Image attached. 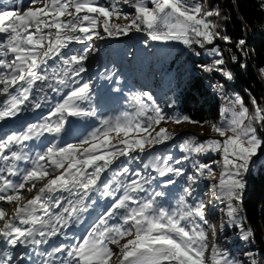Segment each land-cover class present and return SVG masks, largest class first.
Returning <instances> with one entry per match:
<instances>
[{"label":"snow or ice","instance_id":"obj_1","mask_svg":"<svg viewBox=\"0 0 264 264\" xmlns=\"http://www.w3.org/2000/svg\"><path fill=\"white\" fill-rule=\"evenodd\" d=\"M121 4L134 12L124 11ZM220 16L200 0H111L108 5L99 0H19L11 7L0 6V96L5 97L0 121L47 109L34 122L0 136V202L12 205L10 211L0 206V264H24L29 250L40 258L32 264H264L252 252L242 260L222 247L218 233L224 225L210 222L205 202L193 195L198 180L213 181V197L223 203L229 225L241 228V240L253 237L251 228H243L240 203L244 175L264 149V106L255 97L251 107L239 95L225 97L218 123L195 121L186 114L167 116L150 92L130 94L132 111L116 116L85 106L91 102L93 83L82 74L97 50L85 42L132 31L144 32L145 44L178 41L189 49L207 48L216 58L203 71L231 80L233 73L223 67L216 44L232 43L213 19ZM113 18L126 22L114 23ZM73 44L83 47L74 50ZM245 44L240 39L235 47L243 52ZM260 74L264 77V67ZM114 76L109 73L107 79ZM50 93L60 99L53 103ZM69 117H92L99 126L75 143L61 144ZM168 121L208 124L216 136L184 138L178 144L180 158L171 153L149 156L136 170L117 164L121 157L139 161L140 155L134 154H147L171 141L176 134L160 126ZM32 140L47 141V146L31 153ZM210 153L220 156L214 162L223 168L218 179L213 163L198 159ZM189 160L192 171L181 167ZM107 173L111 175L105 179ZM181 179L182 193L174 197V205L168 204L165 189ZM96 194L111 200L86 234L75 243L57 241L93 208ZM17 246L25 251L14 255L10 249Z\"/></svg>","mask_w":264,"mask_h":264},{"label":"trees","instance_id":"obj_2","mask_svg":"<svg viewBox=\"0 0 264 264\" xmlns=\"http://www.w3.org/2000/svg\"><path fill=\"white\" fill-rule=\"evenodd\" d=\"M99 2L107 5L111 0ZM209 3L220 11L218 21L222 31L231 37L232 43L226 44L228 53L237 56V61L229 65L236 82L226 89L238 93L249 107L251 97L264 106V84L259 78V71L264 67L261 0H207ZM147 39V36L133 34L100 47L96 56L97 73L113 71L114 77L118 75V81L126 82L140 92H150L167 116L178 112L195 121H216L220 117L219 102L201 78L190 73L199 62L209 58H194L195 54L181 45L154 46L150 50L147 48L149 41L145 44ZM240 39L246 41L243 52L235 47ZM193 49L201 48L194 46ZM241 64L246 66L241 67ZM224 65L227 66L226 60ZM169 104L174 106L169 108ZM261 135L264 136V132ZM244 183L240 203L242 224L244 230L251 228L254 233L247 241V250L258 260H264V149L254 157L250 170L244 175Z\"/></svg>","mask_w":264,"mask_h":264},{"label":"rangeland","instance_id":"obj_3","mask_svg":"<svg viewBox=\"0 0 264 264\" xmlns=\"http://www.w3.org/2000/svg\"><path fill=\"white\" fill-rule=\"evenodd\" d=\"M200 2L208 6L207 0H200ZM121 7L126 12H129V13L134 12V9L130 8L128 5L121 4ZM214 9H217V8H214ZM213 19L217 20V22L219 23L218 18L213 17ZM112 22L122 24V23H125L126 21H124L123 19L113 18ZM133 34L134 35L140 34V35L147 36L144 32L132 31V32H129L127 35L107 37L104 40H96L95 38H93L92 41L85 42L86 45L88 43L93 44L97 49L96 52L91 53L89 55V59L85 62V67L87 71L82 74V76L85 79H91L93 83V95H92L91 102L90 104H86L85 106L95 108L97 112L101 115L116 116L120 112H123V111H132V109L128 105V98L130 94L141 93L134 86L129 85L126 82H123L120 80L118 81L115 77L112 80L107 79L109 72L105 73L104 71H100L99 73H97L96 71L97 69L96 56H97V52L99 48L102 47L103 45L112 43V41H115V40L116 41L121 40V39L124 40ZM219 42H222V43L219 44ZM149 43L150 44L147 45L148 46L147 48H150V50H152L154 46H161V45L180 46L181 45L185 47L186 50L188 51L190 50V53H192L193 55L198 52L199 55H195L194 58L195 57L201 58V56H205L209 59L216 58L215 56H210L208 54L207 48L199 49V50L189 49L188 47H186L185 45H183L182 43L178 41H169V42L149 41ZM216 44H219V47L223 53V59H225L227 62V66L223 65V67L230 70L233 73V70H232L233 68H231L230 66L234 62L231 60V56L228 53L229 47L226 45V43L220 40H217ZM82 47H83L82 45H78V44L72 45V48L74 50H78ZM196 47H199V46H196ZM207 47L210 48L212 46L209 45ZM224 49L227 51L226 53ZM247 49L249 50V46L247 47ZM195 68L196 69L198 68V64H197V67ZM196 69H194L193 71L190 70V73L199 77V75L196 73ZM110 73H113V71H111ZM233 75L235 76V73H233ZM259 78L262 82L264 81V77L261 76L260 71H259ZM66 91L67 89L65 90V92ZM143 92H148V91H143ZM227 92L232 98H234L236 95H239L238 93L232 92L230 90H228ZM52 97H53L52 99L53 103L56 100L60 99V97L56 96L55 94H52ZM219 104H220V109H222V107H224V104L222 105L221 102ZM46 111L47 109L37 110L36 112H31V110H29V111L22 113V116L20 117L22 119L21 120L22 126L26 124L27 122H34L36 119H38L41 112H46ZM177 114L179 113L174 112V114L171 116H174ZM221 120H222V117L220 116L216 121H213V122L218 123ZM98 126H99V121L92 117H87V118L69 117L68 122L66 124V130L64 131V133H62V138L59 141V143L61 144L75 143L77 140L82 139L89 131H91V129L98 127ZM160 126L166 127L169 132L175 133L176 134L175 137L171 141H167L164 144L155 145L153 149L149 150L147 154H142V153L134 154V155H140L141 160L139 161L134 160V161L129 162L127 158L121 157L120 160L117 161V164L120 165L121 163H125V164H128V166L132 170H136L137 168H142V161H146L149 158V156H153V155L164 156V155L171 153L173 157L180 158L181 155L183 154L179 150L178 144L184 138L192 136V135H196L199 139L202 140L209 136H213V137L216 136V134L211 131L210 125L208 124H204L203 127H201L199 124H191V123L185 122V123H181L177 125L171 121H168L166 123L162 122ZM201 132L204 133L203 136L200 135ZM50 139L51 138H49V140ZM35 143L37 145H35ZM28 144H29L30 152L35 153L36 151H40L43 148H45L47 146V141L42 142L38 140H32V141H29ZM198 159L204 163H213V167L217 173V179H218V175L221 171H223V168L220 164H215L214 162L219 160L220 156L215 153H210V154L202 155L198 157ZM181 167H184L186 171H192V161L189 160L187 162H183L181 164ZM147 171L151 173L152 175H155V172H153L151 169H148ZM110 175L111 173L104 174L105 179H107ZM160 182L162 184V180ZM212 183L213 181H209L205 179L198 180L197 183L193 185V195L197 199L203 200L205 202V205H206L205 216L210 222L216 224L218 228L221 224L224 225L223 231L218 233V242L220 243V245L226 248L236 258L246 260L247 257L244 254L247 252H250L249 250H247V245H248L247 241L240 239L241 234H242L240 227L229 225L228 217L221 211V208L224 207L223 203L219 200L214 199L213 197ZM183 186H184V181L181 179L180 182L175 187L169 186L167 189H165V191L169 193V195L166 198L168 204L174 205L175 203L174 197H178L182 193ZM23 194L25 198H30L32 195L30 193H27L26 191ZM110 200H111V197L105 198V197L100 196L99 194L94 195L93 196V204H94L93 208H91L88 213H85L81 217V220L79 222L72 224L70 226V230L73 233H75V230H76L78 233V238H82L83 235L86 234V229L96 218H98V215L103 210L106 209V207L108 206V202ZM0 206L8 208L9 211L11 210V207H12V205H7L4 202H0ZM73 228H75V230ZM225 232H227L228 234ZM75 242L76 240L73 243Z\"/></svg>","mask_w":264,"mask_h":264},{"label":"bare ground","instance_id":"obj_4","mask_svg":"<svg viewBox=\"0 0 264 264\" xmlns=\"http://www.w3.org/2000/svg\"><path fill=\"white\" fill-rule=\"evenodd\" d=\"M18 3H19V0H0V6L11 7L12 5L18 4ZM226 52L227 51L225 50V53ZM195 55H197V54L195 53ZM213 60L214 59H208V60H205L201 63L199 62L198 68L196 69V73L201 78L203 84H205L208 87V90H210L212 96L215 99H217L219 101V103L221 102L222 105L224 104V106H225V104L227 103V100L225 99V97L232 98L228 94V92H227L228 90L226 91L225 88L228 87V85L234 84L236 82L235 81L236 79H235L234 75H233V78L231 80H228L227 78L223 77L219 72L213 71L211 73H208V72H205L203 70H200L202 68V66H204V65H211ZM217 86H219V87H217ZM50 95L52 97L51 93H50ZM52 99H53V97H52ZM31 112H33V111H31ZM26 116H28V115H26ZM31 116H33V115H31ZM21 120L22 119L20 118L19 115L16 118L9 119L8 123L5 124L0 129V134H2L4 132H9V131H12L15 129L19 130L22 127ZM35 145H37V144L35 143ZM6 210H8V208H6ZM73 229L75 230V228H73ZM77 238H78L77 231L75 230V233H73L69 229V230H67V236L57 237L56 240L57 241H63L64 243H70V242L73 243L75 240H77ZM17 247L15 248L16 254L25 251L23 248H21V246L18 248ZM42 247H44V246H42ZM25 258H28L27 264H32L33 261H38L40 259L38 256L35 255V253L31 252V250H29V255ZM24 264H25V261H24Z\"/></svg>","mask_w":264,"mask_h":264},{"label":"water","instance_id":"obj_5","mask_svg":"<svg viewBox=\"0 0 264 264\" xmlns=\"http://www.w3.org/2000/svg\"><path fill=\"white\" fill-rule=\"evenodd\" d=\"M261 153V150L258 152V155Z\"/></svg>","mask_w":264,"mask_h":264},{"label":"built area","instance_id":"obj_6","mask_svg":"<svg viewBox=\"0 0 264 264\" xmlns=\"http://www.w3.org/2000/svg\"><path fill=\"white\" fill-rule=\"evenodd\" d=\"M200 70H203L202 68Z\"/></svg>","mask_w":264,"mask_h":264}]
</instances>
